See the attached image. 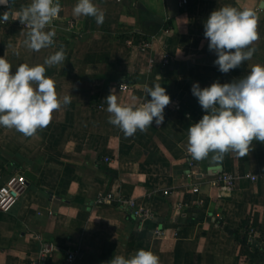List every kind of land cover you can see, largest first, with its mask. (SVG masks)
Instances as JSON below:
<instances>
[{"label":"crops","instance_id":"1","mask_svg":"<svg viewBox=\"0 0 264 264\" xmlns=\"http://www.w3.org/2000/svg\"><path fill=\"white\" fill-rule=\"evenodd\" d=\"M31 2L0 6L9 14L0 29V56L14 72L63 49L65 60L45 65V75L58 98L69 96L71 103L30 137L0 126V184L16 172L26 180L21 197L0 209V264H31L47 244L54 257L78 251L74 264H109L139 249L154 253L159 264H264V143L254 140L244 157L228 152L196 161L192 176L186 161L188 129L204 115L192 84L231 82L264 65V0H188L185 8L178 0H94L105 13L99 25L94 17L73 15L77 0H59L61 12L45 29L55 31L54 43L38 52L25 43L30 27L12 20ZM224 6L253 10L258 35L249 46L256 49L252 59L227 74L214 65L203 27ZM141 40L151 47L142 51ZM122 82L129 89L120 90ZM156 83L171 98L163 124L125 137L109 123L105 98L139 106ZM221 171L238 177L233 190L211 185ZM108 193L115 199L104 200ZM119 198L136 200L151 215L135 217ZM246 220L251 232L242 243L235 233Z\"/></svg>","mask_w":264,"mask_h":264},{"label":"clouds","instance_id":"2","mask_svg":"<svg viewBox=\"0 0 264 264\" xmlns=\"http://www.w3.org/2000/svg\"><path fill=\"white\" fill-rule=\"evenodd\" d=\"M9 4L10 0H0V6ZM60 12L59 0H32L12 20L30 27L25 43L38 52L53 45L56 33L45 29ZM73 15L94 17L98 25L105 19L94 0H77ZM255 17L251 9L224 6L204 20V37L216 55L213 63L219 72L227 74L252 59L256 49L249 46L258 39ZM0 22H9L8 11L0 13ZM64 60V50L60 49L42 65L20 64L13 72L9 61L0 56V126L30 137L49 124L54 110L71 103L69 96L58 98L54 81L45 75V65L51 67ZM145 92L147 99L139 106L121 105L112 94L105 98L109 123L119 127L125 137L145 131L153 122L156 126L164 122V110L171 103L165 87L156 83ZM191 93L204 111L188 129L187 153L193 160H217L228 152L244 157L254 140L264 143V65H253L247 75L231 82L214 81L206 87L195 82ZM109 264H159V260L151 251L139 249L130 258H111Z\"/></svg>","mask_w":264,"mask_h":264},{"label":"built area","instance_id":"3","mask_svg":"<svg viewBox=\"0 0 264 264\" xmlns=\"http://www.w3.org/2000/svg\"><path fill=\"white\" fill-rule=\"evenodd\" d=\"M181 8H185L188 4V0H178ZM7 23L0 22V29L5 26ZM26 26V25H25ZM28 27V26H27ZM167 33H171V29H166ZM138 47L142 50H148L151 47V42L147 40H141L138 44ZM164 65H168L170 63V58L167 56L164 59ZM129 84L126 82H122L119 86L120 90L129 89ZM106 161H109V158H106ZM186 161L189 167V174L194 175V168L196 167V160H193L190 155L186 154ZM249 177L252 181H257L259 176L256 174H249ZM2 179V175L0 174V181ZM238 177L235 176L232 172L221 171L214 179L211 180V185L218 188L220 192H229L233 190L237 185ZM200 184L201 182L196 183L193 188L195 193L200 192ZM26 187V180L20 172H16L7 178L3 183L0 184V209L7 210L10 208L12 204H14L20 197L23 190ZM169 191L165 190V194H168ZM148 196H151V193H148ZM114 193H108L104 195L102 198L104 200H113L115 199ZM119 204L128 209L132 210V213L137 218H145L150 216L151 214L148 210L142 206H140L136 200L129 199L125 200L123 198L118 199ZM155 233L157 235H162L164 232L160 229H156ZM54 248L52 244L45 245L38 256L32 260L31 264H74L78 258V251H67L61 257H54Z\"/></svg>","mask_w":264,"mask_h":264},{"label":"trees","instance_id":"4","mask_svg":"<svg viewBox=\"0 0 264 264\" xmlns=\"http://www.w3.org/2000/svg\"><path fill=\"white\" fill-rule=\"evenodd\" d=\"M251 232V226L249 220L243 222L240 230L235 233V236L242 243H246V236Z\"/></svg>","mask_w":264,"mask_h":264}]
</instances>
